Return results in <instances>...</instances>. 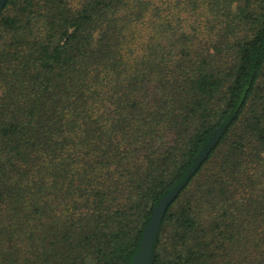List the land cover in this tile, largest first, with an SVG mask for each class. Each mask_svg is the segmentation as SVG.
Segmentation results:
<instances>
[{
	"label": "trees",
	"instance_id": "trees-1",
	"mask_svg": "<svg viewBox=\"0 0 264 264\" xmlns=\"http://www.w3.org/2000/svg\"><path fill=\"white\" fill-rule=\"evenodd\" d=\"M181 182L151 264H264V0H4L0 264H130Z\"/></svg>",
	"mask_w": 264,
	"mask_h": 264
},
{
	"label": "water",
	"instance_id": "water-1",
	"mask_svg": "<svg viewBox=\"0 0 264 264\" xmlns=\"http://www.w3.org/2000/svg\"><path fill=\"white\" fill-rule=\"evenodd\" d=\"M3 5L4 0H0V7ZM185 183L186 182H181L180 184H178L167 195H165L160 203L156 206L151 222L145 231L144 238L141 242L139 250L133 257L130 264H151L152 252L160 230L164 213L167 211L170 204L179 195Z\"/></svg>",
	"mask_w": 264,
	"mask_h": 264
}]
</instances>
